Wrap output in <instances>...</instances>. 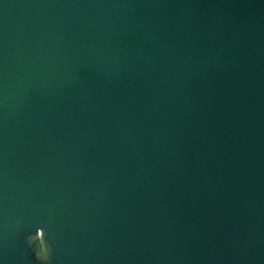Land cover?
<instances>
[{"label": "water", "instance_id": "95a60500", "mask_svg": "<svg viewBox=\"0 0 264 264\" xmlns=\"http://www.w3.org/2000/svg\"><path fill=\"white\" fill-rule=\"evenodd\" d=\"M0 264H264V0H0Z\"/></svg>", "mask_w": 264, "mask_h": 264}, {"label": "clouds", "instance_id": "9594fccd", "mask_svg": "<svg viewBox=\"0 0 264 264\" xmlns=\"http://www.w3.org/2000/svg\"><path fill=\"white\" fill-rule=\"evenodd\" d=\"M35 239H37L36 237H35ZM42 242V241H41Z\"/></svg>", "mask_w": 264, "mask_h": 264}]
</instances>
